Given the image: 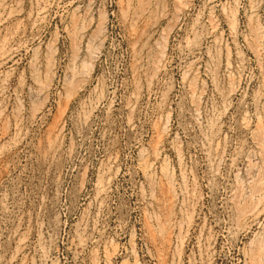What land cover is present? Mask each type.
<instances>
[{
    "label": "rangeland",
    "instance_id": "1",
    "mask_svg": "<svg viewBox=\"0 0 264 264\" xmlns=\"http://www.w3.org/2000/svg\"><path fill=\"white\" fill-rule=\"evenodd\" d=\"M255 255L264 0H0V264Z\"/></svg>",
    "mask_w": 264,
    "mask_h": 264
},
{
    "label": "bare ground",
    "instance_id": "2",
    "mask_svg": "<svg viewBox=\"0 0 264 264\" xmlns=\"http://www.w3.org/2000/svg\"><path fill=\"white\" fill-rule=\"evenodd\" d=\"M261 142H262V141H261ZM257 144H258V143H257ZM261 144H262V143H261ZM239 195H240V194H239ZM236 208H237V207H236ZM239 211H240V210H239ZM261 247H262V246H261ZM257 250H258V249H257ZM254 253H255V252H254ZM258 253H259V252H258ZM258 253H257V254H258ZM262 254H263V253H262ZM253 255H254V254H253ZM258 257H259V256H256V255L254 256L253 264H259V261H258L259 259H258ZM252 258H253V257H252Z\"/></svg>",
    "mask_w": 264,
    "mask_h": 264
}]
</instances>
